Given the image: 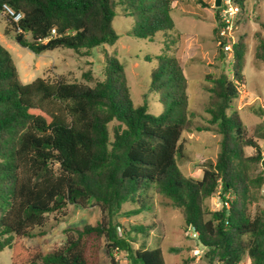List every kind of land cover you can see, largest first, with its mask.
<instances>
[{
  "label": "trees",
  "instance_id": "1",
  "mask_svg": "<svg viewBox=\"0 0 264 264\" xmlns=\"http://www.w3.org/2000/svg\"><path fill=\"white\" fill-rule=\"evenodd\" d=\"M232 2L242 8L244 0ZM2 5L21 14L17 22L4 15V35L37 55L56 49L88 55L93 48L114 45L117 7L123 16L134 17L127 33L131 37L152 41L175 32L170 0H0V12ZM218 31L219 23L213 30L216 43ZM229 43L221 39L220 55ZM104 57L100 81L88 71L82 74L84 84L62 77L22 84L0 45V252L11 249V264H100L105 247L111 264H116L114 251L123 252L127 264H165L159 248L147 249L143 243L151 229L134 226L119 234L114 221L124 204L137 206L129 214L145 210L144 194L153 189L180 211L197 246L206 250L208 264H240L245 256L250 264H264V205H258L257 196L264 184V147L233 106L243 86L239 39L231 47L232 75L209 79L206 125L194 129L221 137L216 163L200 179L185 178L177 166L184 157L181 137L192 131L194 117L187 114V83L179 64L155 57L150 89L167 109L154 116L145 105L133 106L123 66L113 56ZM256 57L264 63L262 40ZM246 148L251 155H245ZM254 164L260 173L250 177L248 168ZM215 194L221 208L207 211L204 204ZM93 204L102 214L96 224L67 230L46 254L24 246L23 239L44 226L46 215L68 205Z\"/></svg>",
  "mask_w": 264,
  "mask_h": 264
},
{
  "label": "rangeland",
  "instance_id": "2",
  "mask_svg": "<svg viewBox=\"0 0 264 264\" xmlns=\"http://www.w3.org/2000/svg\"><path fill=\"white\" fill-rule=\"evenodd\" d=\"M171 18L175 25L172 34H158L152 41L129 36L134 17L123 16L117 7V16L112 20V28L118 36L114 45L93 48L88 55L78 54L68 49H56L42 54H34L19 46L12 36H4L7 22L0 14V45L10 54L22 84L36 78L53 79L62 77L69 83H85L82 74L90 71L95 81L104 79L105 57H115L123 66L130 100L133 106L145 105L147 113L159 116L166 112L167 105L159 101V94L150 89V73L157 67L155 57L174 59L186 78L188 99L187 114L194 113L190 119L192 131L184 133L180 143L184 157L177 159V166L185 178L200 179L202 171L216 163L220 150V135L216 132H197L195 127L206 125L208 115L205 108L209 98L206 88L211 87L209 79L225 73L231 77L230 56L219 53L213 34L217 26V10L214 0H170ZM219 18V14H218ZM234 37L242 43L243 86L234 101V108L249 134L264 147V63L256 57L259 40L264 42V0H244L232 16ZM149 57V61L145 57ZM209 77V78H208ZM179 112L178 110L176 113ZM113 123L109 127L112 128ZM245 155L252 154L246 148ZM260 173L258 165H250L248 175L255 177ZM258 205H264V184L257 190ZM146 209L136 214L137 206L127 203L121 206L115 216V224L123 229L142 226L151 229L143 240L147 249L159 248L165 264H208L206 250L197 246L195 235L184 226L178 209L171 207L169 200L149 189L144 194ZM207 211H219L221 203L218 194L205 202ZM255 205L250 210L253 213ZM102 218L100 207L96 204L80 208L73 205L45 216L42 228L35 229L33 237L23 239L27 248L38 249L43 254L51 251L55 244L62 242L69 229H81L94 225ZM142 236V235H141ZM141 236L138 237L139 243ZM137 239V238H136ZM137 244L131 243L137 249ZM12 251L5 248L0 252V264H11ZM116 264H127L125 254L113 252ZM100 264H111L105 247L99 253ZM240 264H250L245 256Z\"/></svg>",
  "mask_w": 264,
  "mask_h": 264
},
{
  "label": "built area",
  "instance_id": "3",
  "mask_svg": "<svg viewBox=\"0 0 264 264\" xmlns=\"http://www.w3.org/2000/svg\"><path fill=\"white\" fill-rule=\"evenodd\" d=\"M215 2V0H214ZM232 0H220V13H219V41L217 42L218 45H220L222 38H229L231 40V43L225 45L222 47V51L224 54H228L230 56L231 53V47L232 44L236 41L234 37L233 29L235 28V25H233L232 16L234 14V11H236V6L232 4ZM0 14L8 16L12 19L13 22H17L21 18V14L15 12L7 5H2ZM55 34V30H51V35L53 36Z\"/></svg>",
  "mask_w": 264,
  "mask_h": 264
},
{
  "label": "water",
  "instance_id": "4",
  "mask_svg": "<svg viewBox=\"0 0 264 264\" xmlns=\"http://www.w3.org/2000/svg\"><path fill=\"white\" fill-rule=\"evenodd\" d=\"M219 5H220V0H215V2H214V6H215L216 8H218Z\"/></svg>",
  "mask_w": 264,
  "mask_h": 264
},
{
  "label": "crops",
  "instance_id": "5",
  "mask_svg": "<svg viewBox=\"0 0 264 264\" xmlns=\"http://www.w3.org/2000/svg\"><path fill=\"white\" fill-rule=\"evenodd\" d=\"M6 20V19H5ZM7 22V21H6ZM6 29V28H5ZM5 36V35H4Z\"/></svg>",
  "mask_w": 264,
  "mask_h": 264
}]
</instances>
